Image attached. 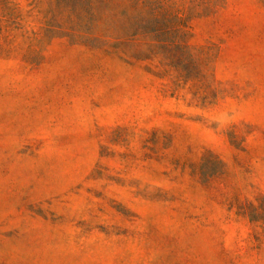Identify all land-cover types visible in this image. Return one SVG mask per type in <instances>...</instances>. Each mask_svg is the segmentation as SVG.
Segmentation results:
<instances>
[{
  "label": "rangeland",
  "instance_id": "rangeland-1",
  "mask_svg": "<svg viewBox=\"0 0 264 264\" xmlns=\"http://www.w3.org/2000/svg\"><path fill=\"white\" fill-rule=\"evenodd\" d=\"M128 3L0 0V264H264V0Z\"/></svg>",
  "mask_w": 264,
  "mask_h": 264
},
{
  "label": "trees",
  "instance_id": "trees-1",
  "mask_svg": "<svg viewBox=\"0 0 264 264\" xmlns=\"http://www.w3.org/2000/svg\"><path fill=\"white\" fill-rule=\"evenodd\" d=\"M67 1L73 3L72 12L76 9V23L81 25V27L90 24L91 27L92 23L95 21L90 17L92 14V0ZM218 1L219 0H129V9L127 8L126 13L130 23L129 29L138 31L134 34L161 33L165 36V39L161 42L165 41L168 45H170V43L174 45H183L185 44L183 40L184 28L187 26L185 20L191 15L212 10ZM87 20L88 22L85 23ZM168 41L170 43H168Z\"/></svg>",
  "mask_w": 264,
  "mask_h": 264
}]
</instances>
